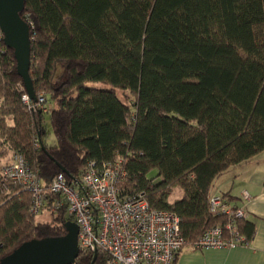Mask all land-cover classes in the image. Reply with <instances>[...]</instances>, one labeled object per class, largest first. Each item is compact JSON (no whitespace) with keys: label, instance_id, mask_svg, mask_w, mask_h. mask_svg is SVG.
Returning a JSON list of instances; mask_svg holds the SVG:
<instances>
[{"label":"trees","instance_id":"trees-1","mask_svg":"<svg viewBox=\"0 0 264 264\" xmlns=\"http://www.w3.org/2000/svg\"><path fill=\"white\" fill-rule=\"evenodd\" d=\"M21 16L34 93L51 110L46 123L22 100L16 60L0 41V157L22 153L53 217L37 220L31 192L10 182L0 258L66 232L74 218L48 188L59 173L79 184L89 160L122 158L121 191L175 212L185 244L223 224L209 211L216 178L264 151V0H25ZM238 226L250 240L253 224L243 217ZM92 256L80 249L72 264ZM104 260L98 249L94 264Z\"/></svg>","mask_w":264,"mask_h":264},{"label":"built area","instance_id":"built-area-1","mask_svg":"<svg viewBox=\"0 0 264 264\" xmlns=\"http://www.w3.org/2000/svg\"><path fill=\"white\" fill-rule=\"evenodd\" d=\"M0 41L3 33L0 29ZM22 100L28 107L44 113L51 110L47 97L40 93L35 101L27 93ZM126 175L122 158L101 163L89 160L80 175L79 184L68 182L63 173L55 175L49 185L59 194L78 225L79 250L105 253L104 264H173L176 253L185 244L180 219L175 212L150 205L144 192L128 194L119 183ZM18 182L31 192V211L36 214L45 205L43 182L22 153L11 151L0 164V196ZM242 198L251 195L244 190ZM60 200L53 202L56 209ZM209 211L225 217L223 224L206 229L191 245L196 249L248 245L238 220L246 216L242 206L219 193L209 198Z\"/></svg>","mask_w":264,"mask_h":264},{"label":"crops","instance_id":"crops-1","mask_svg":"<svg viewBox=\"0 0 264 264\" xmlns=\"http://www.w3.org/2000/svg\"><path fill=\"white\" fill-rule=\"evenodd\" d=\"M10 152L0 157V164ZM244 190L251 195L249 200L242 198ZM221 192H229L231 202L245 209V219L254 227L249 244L207 249L184 244L174 264H264V151L230 166L217 177L213 193ZM179 194L177 191L176 196Z\"/></svg>","mask_w":264,"mask_h":264},{"label":"water","instance_id":"water-1","mask_svg":"<svg viewBox=\"0 0 264 264\" xmlns=\"http://www.w3.org/2000/svg\"><path fill=\"white\" fill-rule=\"evenodd\" d=\"M25 0H0V29L3 43L12 50L16 68L27 94L33 101L36 96L29 75L30 26L21 16ZM63 172H67L62 168ZM79 253L78 225L66 223V232L60 236L30 238L0 258V264H72ZM97 251L90 264H94Z\"/></svg>","mask_w":264,"mask_h":264},{"label":"rangeland","instance_id":"rangeland-1","mask_svg":"<svg viewBox=\"0 0 264 264\" xmlns=\"http://www.w3.org/2000/svg\"><path fill=\"white\" fill-rule=\"evenodd\" d=\"M49 104H50V102H49ZM44 117H45L46 123H48L49 122L48 113H45ZM151 174L154 175L155 174L154 171H152ZM177 191L180 193V191L178 189H174L173 193L171 194V198H174L177 195ZM35 217L39 221H47V220H51V218L53 217V214L51 212H49V210L46 208V206H43L40 209V211L38 213H36Z\"/></svg>","mask_w":264,"mask_h":264}]
</instances>
